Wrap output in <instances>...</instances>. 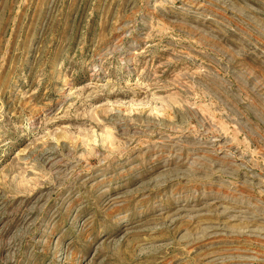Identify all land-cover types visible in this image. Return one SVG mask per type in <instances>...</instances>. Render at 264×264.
<instances>
[{"label": "rangeland", "instance_id": "rangeland-1", "mask_svg": "<svg viewBox=\"0 0 264 264\" xmlns=\"http://www.w3.org/2000/svg\"><path fill=\"white\" fill-rule=\"evenodd\" d=\"M0 264H264V0H0Z\"/></svg>", "mask_w": 264, "mask_h": 264}]
</instances>
